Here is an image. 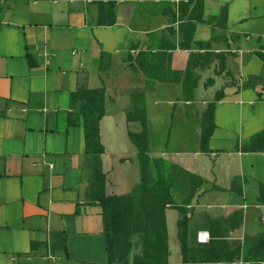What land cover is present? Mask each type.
Here are the masks:
<instances>
[{
  "label": "crops",
  "instance_id": "0c3cea01",
  "mask_svg": "<svg viewBox=\"0 0 264 264\" xmlns=\"http://www.w3.org/2000/svg\"><path fill=\"white\" fill-rule=\"evenodd\" d=\"M111 1L0 0V264L108 263L103 207L88 194L90 180L94 170L105 173L107 196L141 184L130 137L142 129L130 117L137 104L151 158L202 180L191 201L171 190L168 264H243L245 236L264 233V151H242L264 130L263 84L243 88L264 73L257 54L264 52V0ZM101 14L115 23L100 24ZM193 56L197 84L186 97L174 72L184 73ZM90 89L105 92L101 152L88 151L83 116L71 107L73 93ZM178 207L189 219L185 254ZM237 211L242 226L222 238L231 224L218 220ZM203 231L207 242L198 239ZM223 242L229 252L242 250L231 263L219 258ZM134 249L141 255L142 243Z\"/></svg>",
  "mask_w": 264,
  "mask_h": 264
},
{
  "label": "trees",
  "instance_id": "16d2710c",
  "mask_svg": "<svg viewBox=\"0 0 264 264\" xmlns=\"http://www.w3.org/2000/svg\"><path fill=\"white\" fill-rule=\"evenodd\" d=\"M203 0H199L202 3ZM109 5L114 6V2L110 0ZM228 7L224 6L219 14L220 17L226 18ZM115 17L105 20L103 14L99 16L100 24H113ZM258 56L263 61L264 65V52H258ZM198 56L191 57L186 71L174 72V76L181 79L186 89L191 87L192 92L197 84V78L194 81L187 83L190 77H194V69L196 68V59ZM175 77L169 78L174 79ZM264 86V73L260 75H251L244 83L243 88H256L259 84ZM104 89H90L81 92L73 93L71 95V107L83 116L84 126L86 130L87 148L89 152H101L103 148L99 143V122L104 115ZM223 97L221 93L216 95L215 100H220ZM211 105V114L209 121L211 128L203 129L201 137V146L204 152L209 150V138L212 133L213 126V112L215 108L214 103ZM70 124H76L77 120L71 117ZM208 127V125H207ZM132 141L138 148V155L142 157L147 153L146 148H141V144L134 140L132 134L130 135ZM90 142L92 145L90 146ZM89 145V146H88ZM244 152L264 151V130L254 135L249 145L242 148ZM140 161V159H139ZM153 162H157L156 159ZM158 162L164 163L163 160ZM141 164V161H140ZM179 168V167H177ZM142 174L143 167L141 164ZM191 183L190 197L187 201H191L197 187L200 186L202 180L185 170L179 168ZM158 175V174H157ZM158 177V176H157ZM91 184L89 187V196L91 200L97 201L103 207V222H104V235L106 244V253L108 258L107 264H120L124 261L126 253L123 252L125 240L130 239L133 235H138L142 243V254L140 260L136 264H168L169 258V245H168V231L165 216V210L168 205H175L172 194L167 188H163L161 181L155 182L154 188L144 186V175L142 182L138 185L131 194L125 196H107L105 194V181L106 174L101 170H94L91 175ZM261 194L259 201L264 204V184L260 187ZM181 211V219L179 220V238L181 241L182 251L185 254L188 250L187 244V225L188 216L187 209L178 207ZM218 222H225L231 224V229H226L221 233V237H228L233 231L242 226L243 213L237 211L226 218H221ZM223 223V224H225ZM221 247L219 258L233 261L235 256H239L243 250L245 256L243 264H264V233H259L254 236L246 235L241 248H236L235 251L229 252L225 242ZM225 250L228 253L225 255ZM128 252V251H127ZM201 252V251H200ZM254 257L250 259L249 257Z\"/></svg>",
  "mask_w": 264,
  "mask_h": 264
},
{
  "label": "rangeland",
  "instance_id": "374dc122",
  "mask_svg": "<svg viewBox=\"0 0 264 264\" xmlns=\"http://www.w3.org/2000/svg\"><path fill=\"white\" fill-rule=\"evenodd\" d=\"M104 18L106 19L107 17L104 15ZM193 74L195 75V73ZM195 77L196 75L194 77L192 76L193 79ZM190 88L191 87L189 86L186 88V92H185L186 97L190 95V92H189ZM136 106L138 108L136 107L135 108L136 110H134V112L133 111L131 112L130 117L139 119V121L142 122V129L138 133H131V134L134 140L141 144V148H146V151H147V153L143 154L142 157L140 156L139 158L141 161L142 167H143L144 186L148 188H154L155 182L159 180L163 184L161 186L163 188H167L168 191H170V193H171L172 188H174V191H179L181 193H186L190 195L189 189L191 187V183L189 181H191V179L188 180L187 177L184 176L183 172H181V170L177 168V166L171 165V164H165V162L164 163L158 162L159 159L157 158H156L157 162H153V160L155 159L151 158V155H150L151 142L149 140L148 130L146 128L147 123H146V120L143 118V114L140 111H138L140 109L138 104ZM210 114H211V105L209 103L203 113L202 126H203V129H205L206 131L208 128L209 129L211 128V122L209 121ZM162 141H163L162 138H158L155 143L159 144V143H162ZM139 242L141 241L138 235H134V236L132 235L130 239L125 240L123 252L126 253V256L124 258V261H122L120 264H136L139 262L140 255L138 256L135 250L136 248L134 249V247H137ZM133 253H135L136 255L134 256L133 259H131V255ZM227 253L228 251L225 250V255ZM240 258L245 259L244 254H241ZM249 258L254 259V257H249Z\"/></svg>",
  "mask_w": 264,
  "mask_h": 264
},
{
  "label": "built area",
  "instance_id": "2783aa9c",
  "mask_svg": "<svg viewBox=\"0 0 264 264\" xmlns=\"http://www.w3.org/2000/svg\"><path fill=\"white\" fill-rule=\"evenodd\" d=\"M198 239L200 242H207L209 240V233L206 231L200 232L198 234Z\"/></svg>",
  "mask_w": 264,
  "mask_h": 264
}]
</instances>
